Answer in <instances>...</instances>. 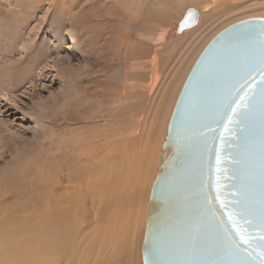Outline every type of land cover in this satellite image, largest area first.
<instances>
[{
	"label": "bare ground",
	"instance_id": "obj_1",
	"mask_svg": "<svg viewBox=\"0 0 264 264\" xmlns=\"http://www.w3.org/2000/svg\"><path fill=\"white\" fill-rule=\"evenodd\" d=\"M94 1L90 16L75 17L91 31L82 46L92 48L82 58L90 70L106 68L107 58L96 57L97 50L109 56L113 44L119 56L128 49L122 66L133 71V80L140 84L122 87L106 111L86 119L69 113L71 125L84 124L81 133L76 127L59 141H39L37 157L23 160L19 155L27 151L21 152L10 171L0 172V264H140L151 179L159 170L170 117L166 96L155 101L154 85L144 83L145 70L150 67L156 83L167 67L161 55L164 46L177 42L172 52L182 47L181 40L199 27L203 15L225 0H211L202 8L187 6L169 28L170 14L159 3L171 0H149L134 13L117 6L111 14ZM60 3L55 11L60 5L64 10L66 4ZM77 4L74 1L73 7ZM33 69L31 64L11 70L2 88H16L33 78ZM87 90L89 100L100 96L96 89Z\"/></svg>",
	"mask_w": 264,
	"mask_h": 264
},
{
	"label": "water",
	"instance_id": "obj_2",
	"mask_svg": "<svg viewBox=\"0 0 264 264\" xmlns=\"http://www.w3.org/2000/svg\"><path fill=\"white\" fill-rule=\"evenodd\" d=\"M143 264H264V18L219 32L182 88Z\"/></svg>",
	"mask_w": 264,
	"mask_h": 264
},
{
	"label": "rangeland",
	"instance_id": "obj_3",
	"mask_svg": "<svg viewBox=\"0 0 264 264\" xmlns=\"http://www.w3.org/2000/svg\"><path fill=\"white\" fill-rule=\"evenodd\" d=\"M58 1L66 4L64 10H61V5L59 11L54 10ZM74 1L76 0H0V34L2 35L3 30L5 34L0 36V128H3L0 134L1 173L5 174L13 168V161L21 152L27 151L26 155H19L22 159L28 155L30 159L37 157L40 147L36 144L39 141H59L65 131L76 127L81 129L84 124L77 126L69 123V113L86 119L92 114L101 113L102 109L106 111L108 106H112L116 93L122 87L140 84V81L133 80V71L122 66V56L127 54L128 49L117 51L119 56H116L113 44H110L109 56L102 50L95 53L98 58H107L106 68L89 69L87 60L82 57L92 47L87 44L82 46V43L91 31L79 26L75 17L90 16L94 11V6L91 5L93 0H78V4L73 7ZM97 1L111 14L117 6L130 13L137 12L138 7L141 11V6L145 7L149 0L94 2ZM174 2L171 0L165 5L159 3L160 9L167 8L166 12L170 14L167 28L179 18L185 7L202 8L210 4L211 0ZM171 7L174 8L171 10ZM251 18H264V0H225L203 15L199 27L181 40L182 47H177L172 52L170 48L178 44L177 42L164 46L161 55L167 67L160 73L156 83L151 80L150 67L146 68L144 83L148 86L154 85L153 99L158 101L166 96V105L168 111L170 110L161 143L162 149L167 139L172 111L200 54L223 29ZM158 41L156 44L160 45L162 42ZM170 54L171 59L168 62ZM31 64L34 65L33 78L26 79L16 88H12V85L2 88L1 84L10 78L11 70L23 69ZM90 79L94 81L89 83ZM87 88L90 91L96 89L100 96L89 100L86 97L89 92ZM78 132L81 133L82 129ZM157 174L158 171L151 179L153 184ZM142 258L143 255L140 264H143Z\"/></svg>",
	"mask_w": 264,
	"mask_h": 264
}]
</instances>
